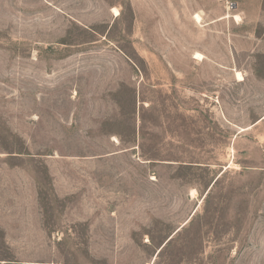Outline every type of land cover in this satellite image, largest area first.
Here are the masks:
<instances>
[{
  "label": "rangeland",
  "instance_id": "rangeland-1",
  "mask_svg": "<svg viewBox=\"0 0 264 264\" xmlns=\"http://www.w3.org/2000/svg\"><path fill=\"white\" fill-rule=\"evenodd\" d=\"M0 264H264V0H0Z\"/></svg>",
  "mask_w": 264,
  "mask_h": 264
},
{
  "label": "bare ground",
  "instance_id": "bare-ground-1",
  "mask_svg": "<svg viewBox=\"0 0 264 264\" xmlns=\"http://www.w3.org/2000/svg\"><path fill=\"white\" fill-rule=\"evenodd\" d=\"M113 13L115 14L116 17H118L119 13H118V11H117L116 9L113 10ZM195 19H196L198 22L201 21V17H200L199 15H197V16L195 17ZM196 59L199 60V61H202V60H203V55L197 53V54H196ZM237 77H238L239 80H242V79H243V76H242V74H240V73H238Z\"/></svg>",
  "mask_w": 264,
  "mask_h": 264
}]
</instances>
